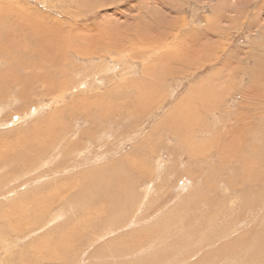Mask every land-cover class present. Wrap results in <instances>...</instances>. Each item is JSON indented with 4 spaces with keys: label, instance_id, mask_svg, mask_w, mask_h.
Masks as SVG:
<instances>
[{
    "label": "rangeland",
    "instance_id": "374dc122",
    "mask_svg": "<svg viewBox=\"0 0 264 264\" xmlns=\"http://www.w3.org/2000/svg\"><path fill=\"white\" fill-rule=\"evenodd\" d=\"M19 18L54 66L27 55L33 83L0 97V264H264V0H0V34ZM36 124L66 136L31 164Z\"/></svg>",
    "mask_w": 264,
    "mask_h": 264
},
{
    "label": "bare ground",
    "instance_id": "6f19581e",
    "mask_svg": "<svg viewBox=\"0 0 264 264\" xmlns=\"http://www.w3.org/2000/svg\"><path fill=\"white\" fill-rule=\"evenodd\" d=\"M34 15V14H33ZM25 17V16H24ZM27 17H30V16H27ZM33 18V17H32ZM29 19V18H28ZM24 20V21H23ZM32 20V19H31ZM38 20V19H37ZM42 20V19H41ZM40 20V21H41ZM27 21V19H23V18H19V19H16L15 20V22H11V25L8 27L7 26V28L3 31V32H1V34H0V60H2L3 58L5 59V64H8L9 65V67L8 68H6V69H0V97H1V95H2V93H5V92H11V91H13V90H15L17 87H19L20 85H22V87H25L27 84H30V83H33V76H30L32 73H34V69H35V67H36V65H31V64H29L30 63V61L33 59V57L28 61V60H26V58H28V56L27 55H32V53H33V55L34 56H39L40 55V60H39V65L42 67L41 69H44V68H51V67H53L54 66V64L52 63L51 64V62H50V59H51V61H52V59L53 58H51V53H50V51H48L46 48H47V46H49V41H50V39H46V34L48 33H42L41 31H40V29L34 24V22L33 23H28V22H26ZM38 23H39V20H38ZM41 24H42V21L40 22ZM40 25V24H39ZM14 26H16L15 28H14ZM40 27H41V25H40ZM42 29V28H41ZM44 29V28H43ZM45 31V30H44ZM25 32H28V33H30L29 35H26V36H24V39H22V38H20L19 36H21L22 34H24ZM50 34V33H49ZM51 35V34H50ZM52 36V35H51ZM49 38V37H48ZM64 40V39H63ZM98 40V39H97ZM104 40V39H103ZM61 41V40H60ZM63 43V42H62ZM130 43H132V42H130ZM153 43V42H152ZM160 43V42H159ZM96 44V43H95ZM78 45V44H77ZM132 45V44H131ZM130 45V46H131ZM125 47H126V45H125ZM129 47V46H128ZM15 48H17V50L18 51H13V49H15ZM75 49V48H74ZM80 50L82 49V48H79ZM78 49V50H79ZM86 49V48H85ZM91 49V48H90ZM135 49V48H134ZM89 50V49H88ZM88 50H86V51H88ZM95 50V49H94ZM94 50H92V51H94ZM127 50V49H126ZM28 51V52H27ZM66 51H68V50H66ZM70 51V50H69ZM76 51H77V49H76ZM91 51V52H92ZM102 51V50H101ZM100 51V52H101ZM25 52H27L28 54H25ZM55 52V51H54ZM65 52V51H64ZM79 52V51H78ZM90 52V51H89ZM95 52V51H94ZM106 52V51H105ZM109 52V51H108ZM49 53V56H47V54ZM80 53V52H79ZM96 53V52H95ZM101 53H103V52H101ZM100 53V54H101ZM141 53H142V51H141ZM97 54V53H96ZM32 55V56H33ZM80 55H82V54H80ZM90 55V54H89ZM3 56V57H2ZM97 56V55H96ZM99 56V55H98ZM97 56V57H98ZM103 56V55H102ZM139 56V55H138ZM82 57V56H81ZM86 57H87V54H86ZM89 57V56H88ZM104 57H105V55H104ZM150 57V56H149ZM139 58V57H138ZM101 59H102V57H101ZM65 63H68V62H65ZM57 64V63H56ZM72 66V65H71ZM74 67V66H73ZM22 70L23 71H26V75H23L22 73ZM105 70H109V68L107 67V66H105V68H104V71ZM101 70H99V69H97L94 73H93V75H95L96 76V74L98 75L99 74V72H100ZM90 74V73H89ZM95 78V77H94ZM76 87V86H75ZM44 88V87H43ZM29 89H31V87H27V89H21L20 90V96H22V97H26L27 96V94H26V92H27V90H29ZM44 90H46V89H44ZM147 90V89H146ZM145 90V92L144 91H142V93L140 94V96H141V102H136V104H134V105H130L129 106V108H130V112H129V115L130 116H132V117H137L139 114H138V111H141L140 109L141 108H143L144 107V105H143V103H142V99H143V97L142 96H145V95H148V90L146 91ZM151 90V89H150ZM149 90V91H150ZM207 91V90H206ZM152 91H150V93H151ZM13 94V93H12ZM150 96V95H149ZM10 97H12L13 98V96L11 95ZM144 101V100H143ZM25 103V102H24ZM75 103V102H74ZM138 103V104H137ZM25 105H27V104H25ZM23 106H24V104H23ZM30 106V105H29ZM97 106H98V104H97ZM74 107V106H73ZM78 107H80V106H78ZM181 107V106H180ZM102 108V107H101ZM98 110H101V109H98ZM178 110V109H177ZM71 112H72V110H71ZM172 112V111H171ZM174 113V112H173ZM173 113H171L170 115H167V116H171L170 118H173L174 116H177V118L179 119V117L180 116H178V115H175V114H177V113H175V114H173ZM181 113V112H180ZM95 114V113H94ZM97 114H98V112H97ZM101 114V113H100ZM91 116H93V115H91ZM166 116V117H167ZM58 118V117H57ZM169 118V119H170ZM176 118V119H177ZM180 118H182V117H180ZM175 119V118H174ZM57 120V119H56ZM173 120V119H172ZM61 121V120H60ZM65 122V121H64ZM173 121H169V122H167V123H172ZM186 122V121H185ZM96 123V122H95ZM185 124V123H184ZM44 125V124H43ZM43 125H40V124H36V125H34V133L33 134H31V137H29L30 136V134H29V136L27 137V134H26V136L24 137V135H23V138H22V140L20 141V144H18V146L16 147V148H14L13 150L15 151V152H18V155H21V158H23V160H26V159H29V163H31V162H33V161H35V159L37 158V157H34V154H36V148L37 147H40L41 146V144L42 143H46V142H48V141H51L50 143H54L55 144V146L54 147H52L53 149H56V148H58V147H56L57 145L59 146V145H61L62 144V142H63V140H64V137L66 136V135H64V134H61L60 136L58 135L57 137H56V135H54V134H51V132L49 133V132H47L46 133V129L43 127ZM94 125V124H93ZM60 126V125H59ZM96 126V125H95ZM164 126V125H163ZM33 127V126H32ZM97 127H99V125L97 126ZM58 128V127H57ZM32 129V128H31ZM190 129V128H189ZM195 129V128H194ZM52 130V129H51ZM99 130V129H98ZM47 131H49L48 129H47ZM54 131V130H53ZM116 131V130H115ZM195 131V130H194ZM32 132V131H31ZM75 132V131H74ZM91 132V131H90ZM152 132V131H151ZM28 133H30V132H28ZM53 133V132H52ZM63 133V132H62ZM72 133V132H71ZM159 133H160V127L158 126L157 128H156V130L153 132V133H151V134H149L148 135V138H146V140H151V141H156V138L159 136ZM84 134V133H83ZM81 137H82V135H80ZM90 136V135H89ZM56 138V141L54 140ZM69 138V137H68ZM239 138V137H238ZM154 139V140H153ZM204 139V138H203ZM146 140H144V142L146 143ZM149 140V141H150ZM202 141V140H201ZM5 143V142H4ZM3 143V144H4ZM64 143H66V142H64ZM149 143V142H148ZM3 144H1L0 145V147H2L3 148ZM67 144V143H66ZM76 144V143H75ZM150 144V143H149ZM152 144V143H151ZM45 145V144H44ZM51 145V144H50ZM64 145V144H63ZM32 148V150L30 149V147ZM150 146H152V145H150ZM229 147V146H228ZM51 148V147H50ZM63 148V147H62ZM154 148V147H153ZM8 149V148H7ZM12 149V148H11ZM201 149V148H200ZM229 149V148H228ZM28 150H29V153H31L32 155H29V153H28ZM189 150H191V149H189ZM211 150V149H210ZM82 151V150H81ZM84 151V150H83ZM139 151V150H138ZM143 151H144V153H145V150L143 149ZM44 152V151H43ZM58 152V151H57ZM141 152V151H140ZM150 152H154V149H151V151ZM6 153V152H5ZM48 153H49V151H48ZM54 153H56V151L54 152ZM54 153L52 154V155H54ZM142 153V152H141ZM215 153V152H214ZM238 153V152H237ZM15 154V153H14ZM17 154V153H16ZM15 154V155H16ZM51 154H49V155H51ZM4 155V154H3ZM212 155H213V152H212ZM218 155V154H217ZM45 156V155H44ZM138 156V155H137ZM202 156V155H201ZM211 156V155H210ZM209 156V157H210ZM236 156V154L234 153V157ZM238 156V155H237ZM18 157H20V156H18ZM46 157V156H45ZM220 157V156H219ZM239 157H240V155H239ZM20 158V159H21ZM50 158V157H49ZM49 158H47V159H49ZM127 158H130V156H128ZM156 158V157H155ZM208 158V157H207ZM233 158V157H232ZM16 159V158H15ZM158 159V158H157ZM199 159V158H198ZM237 159V158H236ZM242 159V158H241ZM253 159V158H252ZM18 160V159H17ZM46 160V159H45ZM128 161H129V159H127ZM138 160V159H137ZM160 160V159H159ZM257 160V159H256ZM20 161V160H19ZM43 161V160H42ZM20 162H22V161H20ZM46 162V161H45ZM195 162V161H194ZM251 162V161H250ZM257 161H254V164H255V167H256V165H257V163H256ZM260 162V161H259ZM16 163V162H15ZM14 163V164H15ZM35 163V162H34ZM48 163H49V161H48ZM129 163V162H128ZM198 163V162H197ZM200 163V162H199ZM261 163H262V161H261ZM263 163H264V161H263ZM32 164V163H31ZM37 164H39V163H37ZM47 164V163H46ZM123 164V163H122ZM130 164V163H129ZM252 164H253V162H252ZM251 164V165H252ZM17 165V164H16ZM16 165H14L15 166V168H16ZM28 165H30V164H28ZM34 165V164H33ZM145 165L146 164H144V163H142V162H140V163H136V162H133L132 161V163H131V166H133V167H135V168H139V169H141V171H139L138 173H136V175L138 176V177H140V176H144V173H143V167H145ZM156 165V164H155ZM199 165V164H198ZM242 165V164H241ZM245 165V164H244ZM251 165H250V167H251ZM263 165V164H262ZM35 166V165H34ZM33 166V167H34ZM56 166V165H55ZM253 166V165H252ZM56 167H59V166H56ZM119 167V166H118ZM128 167H129V165H128ZM155 167H157L156 168V175H155V178L156 179H158V178H161L162 177V174L165 172V170H167V167H162V164L160 163V162H157V166H155ZM248 167V166H247ZM116 168V167H115ZM134 168V169H135ZM146 168V167H145ZM30 169V168H29ZM120 169V168H119ZM122 169V168H121ZM124 169H126V168H124ZM124 169H122V170H124ZM50 170V169H49ZM242 170H245V169H242ZM258 170V169H257ZM116 171V170H115ZM115 171H114V173H115ZM128 171V170H127ZM126 171V172H127ZM131 171V170H130ZM134 171V170H133ZM248 171H249V169H248ZM250 171H252V173H254L253 171H255V173L254 174H256V170H254V168H253V170H251L250 169ZM264 171V170H263ZM105 172V171H104ZM122 172V171H121ZM221 172V171H220ZM120 173V172H119ZM118 173V174H119ZM172 173H174V172H172ZM261 174L262 173H264V172H262V170H261V172H260ZM124 174V173H123ZM123 174H122V176L121 175H119V188L121 189V190H123L125 187H126V185H125V181H124V177H123ZM127 174V173H126ZM125 174V175H126ZM259 174V172L257 173V176H259L258 175ZM103 175H104V173H103ZM124 175V176H125ZM129 175H130V173H129ZM166 175V174H165ZM244 175V174H243ZM107 176V175H106ZM127 176V175H126ZM256 176V177H257ZM263 176V175H262ZM247 177V176H246ZM250 177V176H249ZM253 177V176H252ZM109 178V177H108ZM107 178V179H108ZM244 178V177H243ZM251 178V177H250ZM110 179H111V177H110ZM248 179V178H247ZM71 180V179H70ZM113 179H111V181H112ZM148 180V179H147ZM152 180V179H151ZM107 181H109V180H107ZM145 181V180H144ZM153 181V180H152ZM70 182V181H69ZM77 182V181H76ZM134 182V181H133ZM165 182V181H164ZM103 183H104V180H103ZM105 183H107L106 181H105ZM214 183V182H213ZM73 184V183H72ZM71 184V185H72ZM185 184V183H184ZM184 184H183V187H184ZM243 184V183H242ZM255 184V183H254ZM118 186V185H117ZM145 187H144V193H143V195H142V198H140V199H145V195H147V194H149V193H152V192H155V191H157L156 190V188H155V185H154V183H151V184H147V185H144ZM234 186V185H233ZM244 186V185H243ZM163 187L164 186H162V189H163ZM231 188H233L232 186H230ZM237 187H238V185H237ZM247 187V186H246ZM107 188H109L108 186H107ZM127 189H128V187H126ZM100 189H102V188H100ZM161 189V190H162ZM247 189H248V187H247ZM246 189V190H247ZM104 190V189H103ZM117 190V189H116ZM129 190V189H128ZM161 190H159V191H161ZM252 190V189H251ZM256 190V189H255ZM254 190V191H255ZM112 191V190H111ZM134 191V190H133ZM159 191H157L156 193H158ZM100 193H101V190L99 191ZM113 192V191H112ZM121 192V194H123L124 192L123 191H120ZM60 193V191L59 190H55V193L54 192H48V195H49V197H51V200L53 201V195L55 196V195H58ZM135 193V192H134ZM163 193V192H162ZM256 193V192H255ZM255 193H253V194H255ZM258 193V192H257ZM108 194V193H107ZM243 194V193H242ZM63 195V194H62ZM102 195H103V193H102ZM181 195V194H180ZM250 195V194H249ZM47 197V196H46ZM102 197V196H101ZM138 197V196H137ZM236 197V196H235ZM114 198V197H113ZM118 198V197H117ZM122 197L121 196H119V199H121ZM131 198V197H130ZM148 198V197H147ZM252 198H254V197H252ZM258 198V197H257ZM49 199V198H48ZM100 199V198H99ZM98 199V200H99ZM118 199V200H119ZM152 199V198H151ZM111 200L113 201V199H110V204L108 205H106V208H105V211L108 213L111 209L110 208H112L111 206L113 205L112 203H115V202H112L111 203ZM42 201H44V200H42ZM51 201V202H52ZM40 202V201H39ZM45 203H46V201H44ZM50 202V203H51ZM107 202H109V200L107 201ZM106 202V203H107ZM122 202V201H121ZM120 202V203H121ZM123 202H125V201H123ZM143 202V201H142ZM100 203H101V201H100ZM120 203H119V205H120ZM139 203H141V202H139ZM149 203V202H148ZM44 204V203H43ZM47 204V203H46ZM97 204V203H96ZM121 204H123L124 205V203H121ZM242 204V203H241ZM48 205V204H47ZM246 205H248L247 203H246ZM122 206V205H121ZM115 207V206H114ZM116 207H118L117 205H116ZM120 207V206H119ZM129 207V206H128ZM160 207V206H159ZM244 207H246L245 205H244ZM138 208V207H137ZM131 209V208H130ZM232 209V208H231ZM234 209H236V208H234ZM233 209V210H234ZM117 210V209H116ZM115 210V211H116ZM244 210V209H243ZM122 211V210H121ZM123 211H124V208H123ZM229 211V210H228ZM242 211V210H241ZM111 212V211H110ZM234 212V211H233ZM236 212V211H235ZM250 212V211H249ZM57 213V212H56ZM90 213V212H89ZM39 214H41V213H39ZM97 214V213H96ZM229 214V213H228ZM231 215V214H230ZM102 216V215H101ZM110 215H108V217H109ZM103 217H104V215H103ZM225 217V216H224ZM53 218V217H52ZM62 218V217H61ZM101 218V217H100ZM240 218V217H239ZM238 218V219H239ZM164 219V218H163ZM171 219V218H170ZM229 219V218H228ZM236 219V218H235ZM246 219V218H245ZM231 220V219H230ZM240 220V219H239ZM238 220V221H239ZM116 221V220H115ZM118 221V220H117ZM116 221V222H117ZM131 221V220H130ZM168 221H169V219H168ZM167 221V222H168ZM110 223V222H109ZM119 223V222H118ZM173 223V222H172ZM77 224V223H76ZM92 224H94V223H92ZM112 224V223H111ZM115 224V223H114ZM164 224V223H163ZM96 225V224H95ZM90 226H91V224H90ZM98 226V225H97ZM117 226V225H116ZM106 228V227H105ZM161 228V227H160ZM170 228V227H169ZM228 228V227H227ZM232 228V227H231ZM107 229V228H106ZM147 229V228H146ZM164 229V228H163ZM171 230H172V228H170ZM178 229V228H177ZM99 230V229H98ZM101 230V229H100ZM108 230V229H107ZM114 230V229H113ZM158 230V229H157ZM119 231V230H118ZM204 231V230H203ZM249 231V230H248ZM85 232V231H84ZM156 232V231H155ZM158 232V234H161V233H159V230L157 231ZM167 232V231H166ZM181 232V231H180ZM83 233V232H82ZM107 234V233H106ZM138 234V233H137ZM162 234H163V232H162ZM170 234V233H169ZM180 234H182V233H180ZM97 235V234H96ZM183 235V234H182ZM233 235V234H232ZM99 236V235H98ZM97 236V237H98ZM152 236V235H151ZM185 236V235H184ZM127 237V236H126ZM169 237V236H168ZM190 237V236H189ZM250 237V236H249ZM81 238V237H80ZM128 238V237H127ZM164 238V237H163ZM220 238V237H219ZM125 239V238H124ZM150 239V238H149ZM191 239V238H190ZM204 239H205V237H204ZM211 239V238H210ZM138 240V239H137ZM155 240H156V238H155ZM224 240V239H223ZM145 241V240H144ZM147 241V240H146ZM161 241V240H160ZM163 241H165V240H163ZM184 241V240H183ZM183 241H181V242H183ZM194 241V240H193ZM198 241V240H197ZM157 242V241H156ZM178 242V241H177ZM176 242V243H177ZM185 242V241H184ZM205 242V241H204ZM220 242V241H219ZM120 243V242H119ZM166 243V242H165ZM240 243V242H239ZM116 244H118L117 242H116ZM131 244H132V241H131ZM195 244V243H194ZM202 244V243H201ZM209 244V243H208ZM121 245V244H120ZM120 245H118V246H120ZM123 245V244H122ZM125 245V244H124ZM134 245V244H133ZM136 245V244H135ZM144 245V244H143ZM149 245V244H148ZM165 245V244H164ZM178 245H180V243H178ZM200 245V244H199ZM132 247V246H131ZM174 247V246H173ZM177 247H179V246H177ZM219 247V246H218ZM116 248V247H115ZM122 248H123V246H122ZM128 248V247H127ZM130 248V247H129ZM133 248V247H132ZM139 248V247H138ZM180 248V247H179ZM178 248V249H179ZM217 248V247H216ZM121 249V248H120ZM124 249V248H123ZM174 249H175V247H174ZM221 249V248H220ZM129 250V249H128ZM209 250V249H208ZM222 250V249H221ZM224 250V249H223ZM119 251V250H118ZM127 251V250H126ZM162 251V250H161ZM164 251V250H163ZM172 251V250H171ZM112 252V251H111ZM115 252V251H114ZM120 252H121V250H120ZM128 253H129V251H127ZM205 252V251H204ZM223 253H224V251H222ZM229 252V251H228ZM110 253V252H109ZM162 253V252H161ZM168 253H170V252H168ZM240 253V252H239ZM171 254V253H170ZM222 254V253H221ZM167 255V254H166ZM252 255V254H251ZM116 256H117V254H116ZM155 256V255H154ZM157 256V255H156ZM159 256V255H158ZM161 256V255H160ZM169 256V255H168ZM164 257V256H163ZM173 257V256H172ZM174 257H175V255H174ZM173 257V258H174ZM189 257V256H188ZM155 258V257H154ZM154 258H152V259H154ZM158 258V257H157ZM170 258V257H169ZM183 258V257H182ZM251 258V257H250ZM151 259V260H152ZM165 259V258H164ZM150 260V261H151ZM167 260V259H166ZM203 260V259H202ZM254 260V259H253ZM154 261H156V260H154ZM168 261V260H167ZM169 261H171V260H169ZM223 261V260H222ZM257 261V260H256ZM164 262L165 261H163V264H164ZM207 262V261H206ZM143 263H145L146 264V261L145 262H143ZM148 263V262H147ZM157 263V262H156ZM166 263V262H165ZM168 263V262H167ZM160 264H161V261H160Z\"/></svg>",
    "mask_w": 264,
    "mask_h": 264
}]
</instances>
